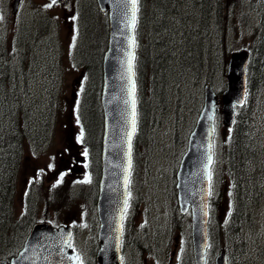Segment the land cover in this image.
Instances as JSON below:
<instances>
[{
	"label": "rangeland",
	"instance_id": "1",
	"mask_svg": "<svg viewBox=\"0 0 264 264\" xmlns=\"http://www.w3.org/2000/svg\"><path fill=\"white\" fill-rule=\"evenodd\" d=\"M49 1L51 0H19L16 12L12 14L13 1L7 0V7L0 8V41L3 44L5 42L11 45L13 37H15L17 39L15 48H20L22 43L19 38L21 35L27 34L28 39L31 38L30 29L35 12L33 9L41 7L42 10L47 11L48 7L45 6L49 4ZM227 2L229 0H223L224 4ZM255 2L256 0H236V16L232 24L223 25L221 35H217L215 32L211 33L210 39L212 41L217 42L220 37L223 52L250 46L253 40L252 35L262 14L261 10L254 7L256 6ZM57 3L55 8L51 9V16L55 17L57 27L54 26L50 29L47 36L49 41L42 43L38 54L40 56L44 54L46 57L36 64V71L33 73L35 77L40 76L41 71L48 73L52 77L53 92L56 93L57 91L62 101L66 97L67 101H64L66 106L62 108L64 113H61V116L54 123L51 115L52 119L50 117L48 120V129L45 128V125L39 128L37 135L40 142L45 140L44 144L34 146L35 149L33 150L25 149L16 178L13 209L16 215L22 213V196L27 187L30 184H35L40 177L42 182L41 187L38 188L39 192H36V216L41 218L43 214H46L48 217H54L59 214L51 220L52 223L62 221L63 224L74 225L75 234L72 238V244L80 250L83 259L89 260L93 257L92 249L94 248L98 226L95 205L92 202L95 178L86 180L89 175L85 168V162L81 159L74 160L72 158L73 154L79 156L75 153L78 150L77 144L75 143L76 146H73V143L76 142L77 131L81 128L72 113L71 107L73 108V105L68 100L71 98L72 92L79 89L80 71L73 68L68 57L65 55L60 57V47L62 50L64 49L65 53L70 50L75 27L71 8L62 6L61 1ZM224 8L226 10L227 7ZM243 8L250 12L252 20L250 18L248 21L247 19L243 21L239 19ZM44 47L58 48V55L53 60L55 65L53 74L45 71L47 64L52 63V59L49 52H45ZM216 53L218 54L217 51ZM60 58L64 59V64L59 60ZM12 60L13 58H10L9 61ZM14 60H19L18 66L24 70L26 59L16 57ZM204 74V71L201 76H196L192 72L188 74L171 72L169 81L177 78L167 86L168 95L165 96V101L159 103L158 100L157 106L151 114L148 142L145 144L141 141L136 143L137 166L133 169L129 190L131 206L125 214L127 219L126 232L130 241L125 246L124 260L126 264H154L155 261H159V264H166L175 236L178 239L180 237L181 241L185 242L188 250L190 219L187 214L179 215L176 208L173 198L174 173L185 147L184 139H186L198 113L201 102L200 89L205 80L202 77ZM222 78L223 76L220 75L218 69L211 78L216 88L221 86ZM35 89L38 91L37 88ZM36 91L31 90L29 97L25 98L28 104L34 101L32 98L38 97ZM67 102H69L68 105ZM39 121L41 122V120ZM26 123H28V127L35 126L27 121ZM255 126V143L263 145L264 149V94L260 96ZM226 131V128L221 125L217 127L215 145L217 148L219 147V152L211 169L213 204L210 225L213 238L212 246L208 249V258L211 260L219 248H225L229 245V240L222 234L231 200L228 174L224 165ZM64 171H70V174ZM76 179H84V181L81 185L66 186L69 181L71 183ZM57 184L60 185L49 192V199L53 205L50 206L47 202L45 205L44 194L47 193V188ZM37 187L38 185L35 186V188ZM45 189H47L45 193H41V190L44 192ZM71 197L74 200L77 197L85 198L84 200L79 198L76 203L66 204ZM139 199L141 203H139ZM252 204V214L250 220L246 221L247 224H245L242 234L244 249L243 251L236 249V252L230 255V264H264V189L262 194L253 199ZM143 234L149 235V242H145ZM133 237L138 238L135 244L140 246L142 251L134 245ZM169 241L171 242L169 243ZM182 254L184 258L182 261H184L183 245L171 264H186L180 259ZM144 258L147 259L146 262L143 261Z\"/></svg>",
	"mask_w": 264,
	"mask_h": 264
},
{
	"label": "trees",
	"instance_id": "2",
	"mask_svg": "<svg viewBox=\"0 0 264 264\" xmlns=\"http://www.w3.org/2000/svg\"><path fill=\"white\" fill-rule=\"evenodd\" d=\"M60 1L62 6H71L75 11L76 42L72 45L71 61L75 62L74 66L82 74L76 114L83 128V146L92 159L97 160L102 122L98 96L101 59L107 42V21L95 0H56L54 8ZM258 6L263 10L264 0H258ZM224 7H227L226 10ZM51 9L48 7L44 11L41 7L34 8L31 38L28 39L26 33L19 38L22 44L17 49V58L26 59L25 71L19 68V60L9 61L11 55L0 44V103L9 94L16 106L12 109L7 102L0 104V255L20 243L34 214L35 202L30 200L29 212L15 216L14 179L23 142L30 139L35 143H42L37 135L39 128L45 125L48 129V120L54 111L56 94L52 89V77L42 71L40 76L34 75L36 64L46 57L44 54L40 56L38 51L42 43L49 41L48 33L57 22L51 16ZM235 15L236 0H229L226 4L223 0H138L136 81L139 115L136 139L142 137L146 141L151 114L158 100L159 103L165 101L167 86L177 78L169 81L171 72H192L201 76L204 71V75L210 78L221 65L224 69L226 55L220 53L218 56L215 53L219 50L220 39L212 41L210 35L212 32L220 34L223 25L232 24ZM239 17L243 20L244 15L240 13ZM260 27L261 31L254 39L252 48L254 58L248 66L247 103L235 116L227 137L228 144L225 146V159L233 178L235 200L230 221L222 234L230 241L231 250L236 249V237H240L236 234V221H240L237 220V213L242 216L239 219L243 222L251 211L254 199L251 197V188H241L238 191L240 195L236 212V175L237 183L243 181L246 187L253 185L256 188V182L258 183L253 171L256 165L253 149L255 144L252 141L255 119L250 105L251 95L264 90V13ZM44 50L49 52L52 59L45 71L53 74V60L58 55V48L44 47ZM12 56L14 57L13 54ZM59 60L64 64L63 58ZM31 90L38 92V97L32 98L34 101L28 104L25 98L29 97ZM26 121L35 126L28 127Z\"/></svg>",
	"mask_w": 264,
	"mask_h": 264
},
{
	"label": "water",
	"instance_id": "3",
	"mask_svg": "<svg viewBox=\"0 0 264 264\" xmlns=\"http://www.w3.org/2000/svg\"><path fill=\"white\" fill-rule=\"evenodd\" d=\"M101 10L108 12L109 41L103 56L102 173L99 182L98 215L100 264H121L120 238L122 213L127 203V183L132 163L133 111L135 112L134 28L131 0H97ZM135 5V22H136ZM249 52H233L228 61L227 87L222 93L223 121L231 125L234 104L241 105L246 91V66ZM131 64V70L129 69ZM134 100V106H133ZM216 96L205 86L204 105L188 138L177 172L178 204L182 212L192 210V243L195 264L205 263L209 196V170L212 162V138ZM70 229L35 224L29 233L20 257L12 264H76L68 245ZM215 264H227L225 252Z\"/></svg>",
	"mask_w": 264,
	"mask_h": 264
},
{
	"label": "snow or ice",
	"instance_id": "4",
	"mask_svg": "<svg viewBox=\"0 0 264 264\" xmlns=\"http://www.w3.org/2000/svg\"><path fill=\"white\" fill-rule=\"evenodd\" d=\"M137 0H131L132 6H133V13H132V26H135V5H136ZM56 3V0H51V3L46 5L45 7H52L54 4ZM75 39V38H74ZM129 69L131 70V64H129ZM134 90H135V85L133 83L132 85V93L134 95ZM133 106H134V100H133ZM135 130V112L133 111V131ZM83 135V133H81V136ZM78 139H80L78 137ZM86 155V153H85Z\"/></svg>",
	"mask_w": 264,
	"mask_h": 264
},
{
	"label": "bare ground",
	"instance_id": "5",
	"mask_svg": "<svg viewBox=\"0 0 264 264\" xmlns=\"http://www.w3.org/2000/svg\"><path fill=\"white\" fill-rule=\"evenodd\" d=\"M3 102H7L8 103V105L13 109V108H15L16 106L14 105V99H13V97H12V95H9V94H6V96H5V98L2 100V102L1 103H3ZM11 102H14V103H11ZM0 103V104H1ZM10 115V114H9ZM253 191H256V188L253 186V185H251V186H249ZM4 232V231H3Z\"/></svg>",
	"mask_w": 264,
	"mask_h": 264
}]
</instances>
